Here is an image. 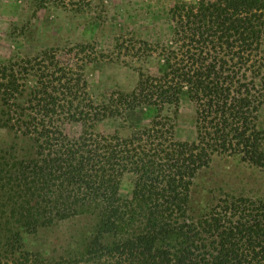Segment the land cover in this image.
Masks as SVG:
<instances>
[{"label":"trees","instance_id":"1","mask_svg":"<svg viewBox=\"0 0 264 264\" xmlns=\"http://www.w3.org/2000/svg\"><path fill=\"white\" fill-rule=\"evenodd\" d=\"M169 14L173 47L160 50V74L139 73L131 93L110 96L107 104L95 105L84 77L51 53L0 65V127L34 142L27 160L0 156V209L6 224L17 226L13 236L92 215L89 261L264 264V201L232 198L218 211L188 215L193 180L214 154L240 155L264 168V130L256 125L264 105V0L182 1ZM28 76L35 86L23 106L13 104ZM184 93L196 112L191 143L176 141L160 114L177 108ZM144 107L160 113L127 138L92 131L103 119ZM62 120L81 123V136L63 135ZM125 175L134 177L130 199L118 195Z\"/></svg>","mask_w":264,"mask_h":264},{"label":"rangeland","instance_id":"2","mask_svg":"<svg viewBox=\"0 0 264 264\" xmlns=\"http://www.w3.org/2000/svg\"><path fill=\"white\" fill-rule=\"evenodd\" d=\"M182 1L193 0H0V65H22L51 53L60 66L84 77L95 105L107 104L110 96L131 93L139 73L160 74V50L173 47L174 23L169 12ZM143 43L153 51L146 48L142 52ZM22 83L25 94L13 102L19 106L24 105L35 79L28 76ZM3 109L0 99V123L5 121ZM159 113L145 107L128 111L95 123L92 131L127 138L149 127ZM160 114L169 120L176 141H195V105L187 93L177 108L166 106ZM256 125L264 130V105L257 113ZM57 129L67 138L77 139L83 125L62 120ZM5 154L27 160L34 155V142L13 128L0 127V156ZM133 180L132 175L121 180V199L131 198ZM232 198L264 201V168L240 155L214 154L208 168L193 180L188 215L197 218L211 209L218 211L222 200ZM1 213L0 209V264H44L60 259L67 264H107L103 258L89 261L86 257L95 232L92 215L55 222L35 233L20 230L19 236H13L10 232L17 226L9 219L6 224Z\"/></svg>","mask_w":264,"mask_h":264}]
</instances>
